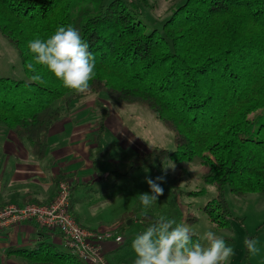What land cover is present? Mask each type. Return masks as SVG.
Masks as SVG:
<instances>
[{"label": "trees", "instance_id": "trees-1", "mask_svg": "<svg viewBox=\"0 0 264 264\" xmlns=\"http://www.w3.org/2000/svg\"><path fill=\"white\" fill-rule=\"evenodd\" d=\"M167 1L173 10L159 35L146 31L123 0L104 6L100 0H0V34L16 49L27 77L0 78V123L42 160L50 129L69 116L72 103L102 92L142 105L171 132L174 149L156 146L134 155L124 168H112L115 180L166 158L198 159L205 167L202 181L216 192L204 212L224 227L231 217L225 187L238 196L264 194V0ZM62 25L76 28L95 57L85 93L64 87L29 51L30 40L47 39ZM29 65L44 83L32 81ZM92 106L97 132L89 158L96 159L103 153L108 107L99 99ZM61 178L55 176L54 184ZM186 215L190 222L192 214ZM132 216L122 213L120 223ZM156 217L145 212L136 218L146 228ZM6 257L20 264H86L49 241L10 247Z\"/></svg>", "mask_w": 264, "mask_h": 264}, {"label": "rangeland", "instance_id": "rangeland-1", "mask_svg": "<svg viewBox=\"0 0 264 264\" xmlns=\"http://www.w3.org/2000/svg\"><path fill=\"white\" fill-rule=\"evenodd\" d=\"M100 1L104 6L112 0ZM123 1L128 3L130 11L143 22L146 31L156 30L159 35H162L163 22L173 10L170 1ZM72 11L74 12V9ZM1 77L27 80L16 49L0 34ZM95 99H99L107 105L109 114L106 137L102 142L103 153L101 154L103 156L98 160V173L94 175L95 181L87 183L83 179V183L74 188L73 202L76 210L74 214L77 216L79 224L82 223L81 225L87 228L91 226L92 228L89 229L93 230L111 229L113 235L122 237L119 242L114 241V236L105 240L104 243L112 241L113 244L118 245L110 253L104 251V243L101 246L103 260L106 264H134L135 254L131 249V242L138 233L145 229L136 217L145 212L156 216L165 215L177 222L190 225L198 239L209 230L217 236L224 237L235 251L230 264H264V194L247 193L238 196L230 193L225 187L224 196L231 211V217L227 226L219 227L213 224L204 212L205 204L215 196L216 192L214 186L202 181L201 175L205 167L201 165L198 159L176 162L166 158L161 162H155L150 167L135 170L131 176L115 180V174L107 172V168H111V171L115 167L122 169L128 164L131 157L138 153L150 151L156 146L173 150V137L171 132L146 107L135 103L117 102L107 98V95L102 92L89 94L72 103L70 110L78 116L80 111L87 115V111L91 109ZM96 116L97 113L93 116L94 119ZM60 125L61 123H56L50 129V135ZM117 126L131 133L135 139H138V144L124 146L115 134ZM0 127L3 130L0 129V133L7 131V128L1 123ZM84 135L88 136V134ZM124 135L126 136V134ZM22 147L29 150V145L25 141L21 142L20 148ZM16 148L18 147L16 146ZM32 159L39 161L33 157ZM45 161L46 159L39 161L41 167L45 165ZM80 170H84L81 165L78 167V171ZM91 170L90 168L89 171L93 176L94 171ZM48 171L53 172L51 168ZM159 176L164 177L161 183L164 194L158 198L153 206L145 209L140 205L137 196L139 193L150 191L146 183L147 179L155 180ZM192 192H198V194H191ZM124 211H131L135 216L126 218L123 223H120L122 220L121 213ZM188 211L193 216L190 222H186L185 219ZM122 227L123 232L119 230ZM247 239L258 241L259 251L257 254H249L245 246ZM201 242L204 243V241ZM83 261L89 264L86 260ZM101 264L103 263L101 262Z\"/></svg>", "mask_w": 264, "mask_h": 264}, {"label": "crops", "instance_id": "crops-1", "mask_svg": "<svg viewBox=\"0 0 264 264\" xmlns=\"http://www.w3.org/2000/svg\"><path fill=\"white\" fill-rule=\"evenodd\" d=\"M92 105L91 109L88 108L90 111L87 109V115L80 111L79 116L81 117H79L71 112L69 116L56 122L61 123V125L51 133L52 135L49 134L47 142L49 150L46 158H44L46 163L43 167L39 164L41 160L36 159L39 161H34L32 159L29 150L24 147L20 148L21 142L13 132L7 129L5 133H0V208L8 203L17 205L26 202L48 203L56 193V185L53 180L57 175L73 179L74 188L83 183V179L87 183L95 181L94 175L98 173V160L103 154L96 159L89 158V152L95 148L94 138L97 132L93 117L96 113ZM92 110L93 112H91ZM107 120L104 137H106ZM0 129L2 130V127ZM115 131L116 136L124 146L138 144V139H135L126 129L117 126ZM84 134H88V136L86 137ZM103 139L101 141L102 146ZM79 165L84 170L78 171ZM49 168L53 172L48 171ZM90 168L94 171L93 176L89 171ZM110 169L107 168V172L111 173ZM73 193L74 189L70 196V209L72 215L79 222L74 214L76 210ZM88 227L92 228L91 226ZM42 241H49L60 246V248L64 247L63 238L58 231L40 227L32 220L0 228V264H20L15 259L6 257L8 248H34ZM117 246L112 241L103 245L106 253L115 250Z\"/></svg>", "mask_w": 264, "mask_h": 264}, {"label": "clouds", "instance_id": "clouds-1", "mask_svg": "<svg viewBox=\"0 0 264 264\" xmlns=\"http://www.w3.org/2000/svg\"><path fill=\"white\" fill-rule=\"evenodd\" d=\"M28 48L36 64L47 68L64 87L78 93L89 90L90 81L95 76V57L76 28L59 26L47 39L36 37L30 40ZM28 67L35 73L32 81L44 83L32 65ZM163 180V176L146 180L150 191L137 196L143 208H150L164 194ZM195 235L190 225L159 215L132 240L134 264H230L235 251L224 237L211 230L199 239H194ZM245 246L250 255L259 251L255 239L245 240Z\"/></svg>", "mask_w": 264, "mask_h": 264}, {"label": "built area", "instance_id": "built-area-1", "mask_svg": "<svg viewBox=\"0 0 264 264\" xmlns=\"http://www.w3.org/2000/svg\"><path fill=\"white\" fill-rule=\"evenodd\" d=\"M73 184V179H60L55 196L48 203L5 204L0 208V228L32 220L40 227L58 231L62 235L64 247L71 254L78 255L89 264H106L101 246L107 238L114 236V241L119 242L122 237L113 235L111 229L93 230L75 220L70 209Z\"/></svg>", "mask_w": 264, "mask_h": 264}, {"label": "water", "instance_id": "water-1", "mask_svg": "<svg viewBox=\"0 0 264 264\" xmlns=\"http://www.w3.org/2000/svg\"><path fill=\"white\" fill-rule=\"evenodd\" d=\"M128 222H129V221H128ZM128 222H127V223H128Z\"/></svg>", "mask_w": 264, "mask_h": 264}]
</instances>
